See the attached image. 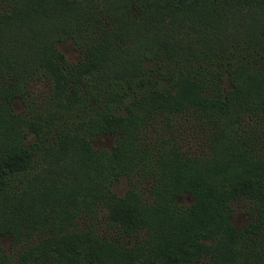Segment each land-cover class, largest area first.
<instances>
[{
	"label": "trees",
	"instance_id": "obj_1",
	"mask_svg": "<svg viewBox=\"0 0 264 264\" xmlns=\"http://www.w3.org/2000/svg\"><path fill=\"white\" fill-rule=\"evenodd\" d=\"M5 2L0 264L199 261L197 245H183L187 234L197 242L203 189L220 193L225 218L231 200L255 205L246 226L217 240L211 264L247 257L250 234L264 260V0ZM67 38L77 61L57 48ZM41 77L45 102L30 98ZM173 120L201 132L198 151L163 136ZM108 132L115 143L95 147ZM123 176L132 185L118 194Z\"/></svg>",
	"mask_w": 264,
	"mask_h": 264
},
{
	"label": "rangeland",
	"instance_id": "obj_2",
	"mask_svg": "<svg viewBox=\"0 0 264 264\" xmlns=\"http://www.w3.org/2000/svg\"><path fill=\"white\" fill-rule=\"evenodd\" d=\"M0 0V7H7L8 3L1 4ZM57 48L61 50L66 58L69 61H77L80 57V48L77 47L73 40L70 38L61 40L57 42ZM50 82L41 77L40 80L35 81L33 79L30 84V98L34 100H39L45 102L47 99L48 93L50 92ZM13 106L16 111L24 110V105L22 100L16 99L13 103ZM26 111V109L24 110ZM173 123L172 127H167L169 129L165 133H163L164 137L173 138L176 143L180 145V147L184 150L195 152L201 148V132L198 130L197 133H193L186 128L184 130V126L182 121L177 123L175 120L171 121ZM156 125H163L162 128L165 129L166 119L165 118H157ZM28 129V127H27ZM152 131V130H151ZM146 136L142 139H151L147 137V132L144 133ZM154 140V139H153ZM116 141V134L115 133H103L97 134L93 136V145L99 148H110ZM144 142V140H143ZM245 176L248 177L250 181L256 182L259 181L257 178L254 177V170L250 167L247 170ZM133 179L137 184L141 185L139 178L134 177ZM143 182V181H141ZM132 185V179H129L127 176L121 177L114 185L113 189L118 194H123L127 188ZM223 187H219L222 189ZM222 196L220 193H212L210 190L203 189V192L200 194V202L197 207V211L202 214L201 221H197V242L193 239H190V234L185 235L184 237L187 239L186 244L183 246L186 247L188 250L190 247L195 249L197 245V253L202 254L200 256V260H191L184 264H211L213 259L216 257L214 253V246L217 240L219 239H227L228 235L232 233V229H240L246 226L254 217L255 209H254V202L252 199H237L231 200L233 212L231 216L229 215L227 218L224 217L226 215L227 210L225 208V204L222 203L221 200ZM192 198L189 194L183 193L179 197V201L183 204H189ZM210 204L212 209H207L206 205ZM2 241L5 247H9L10 245V238L8 236L2 237ZM247 244L246 250L249 249L248 256L244 255L240 260L235 261L232 260L231 264H264V260L262 259V253H260L259 248L256 245H260L261 242L257 237V234H250L246 236L243 240ZM188 243L191 245L189 246ZM96 264V263H94ZM224 264H229L225 262Z\"/></svg>",
	"mask_w": 264,
	"mask_h": 264
}]
</instances>
